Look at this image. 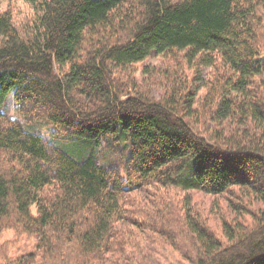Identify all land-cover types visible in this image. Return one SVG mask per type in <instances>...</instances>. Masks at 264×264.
Instances as JSON below:
<instances>
[{
  "label": "trees",
  "instance_id": "16d2710c",
  "mask_svg": "<svg viewBox=\"0 0 264 264\" xmlns=\"http://www.w3.org/2000/svg\"><path fill=\"white\" fill-rule=\"evenodd\" d=\"M125 1L40 0L28 37L0 13V107L11 93L23 119L0 108V233L37 240L5 264H156L122 251L128 226L146 225L125 194L146 188L256 195L254 226L223 222L225 242L188 210L177 224L187 264H264V143L236 135L248 121L264 128V0ZM174 52L197 66L220 61L199 109L200 86L188 89L186 76L154 101L119 74ZM103 143L119 153L110 163Z\"/></svg>",
  "mask_w": 264,
  "mask_h": 264
},
{
  "label": "rangeland",
  "instance_id": "374dc122",
  "mask_svg": "<svg viewBox=\"0 0 264 264\" xmlns=\"http://www.w3.org/2000/svg\"><path fill=\"white\" fill-rule=\"evenodd\" d=\"M39 2L40 0H33L32 3L28 0H0V13H9L20 35L28 37L30 29L33 28L34 21L39 15L37 11ZM133 3V0H126L124 8L132 6ZM107 32H112L115 35L118 30H107ZM258 35V43L264 47V27L259 30ZM182 56L183 54H176L175 52L165 56L152 55L144 62L124 69L126 71L120 70L119 74L125 76L124 74L130 73L129 77L134 82L136 91L144 93L145 96L147 95L146 97L154 101L167 98L170 90L179 89L177 82L170 81H177L180 77L186 76L189 80L187 82L188 89L200 86L193 99L192 108L196 110L199 109L201 100L206 99V92L210 91L211 81L214 84L218 77H214L215 73L222 74L223 69L218 60L217 64L215 63L210 67L197 66V61L189 64ZM195 71L200 80L196 84H192L195 81ZM258 83V81L255 83L257 90H259L257 93L264 100V88H260ZM133 91L135 90H130L132 93ZM186 92L183 90L182 95ZM254 94L256 92L252 94L253 97H255ZM0 108L8 113L10 117L23 120L16 110V104L11 93ZM200 113L204 116L205 110L200 109ZM44 123L47 124L49 121L45 120ZM210 125L214 131L219 129L225 134H228L230 130L215 128L214 124ZM246 125L247 127L244 125L243 129L238 124L236 135L246 132L264 143V128L254 121H248ZM40 132L44 133L45 128ZM103 149H106V154L102 152ZM107 149L108 146L103 143L100 152L103 154L104 162L110 163L115 159V156H119V153L113 149H110V151ZM125 199L127 201L126 209H142L143 216H138V219L139 222L145 220L146 225L139 226V229L138 227L131 228V225L128 226L129 230L124 233L126 235L123 237L126 244L122 246V251L131 259L146 261V263L155 262L156 264H187L190 239L178 232L179 224H177L185 210H188L194 219H198L201 223L207 225L220 240L225 242L221 231L223 222L252 227L255 221L251 214L262 206L256 195H250L246 191H240L237 188L221 195L205 194L194 189L164 188L156 191L154 188H146L139 192L125 194ZM32 211L34 213L35 210L32 209ZM128 213L129 216L132 214L130 210ZM36 241L33 235L22 233L13 228L3 229L0 233V264L8 263V261L14 262L23 255L28 254L35 249Z\"/></svg>",
  "mask_w": 264,
  "mask_h": 264
}]
</instances>
